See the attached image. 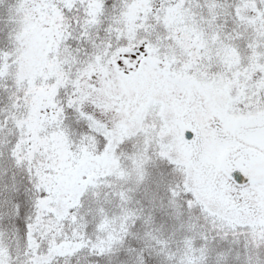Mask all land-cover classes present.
<instances>
[{
    "label": "snow or ice",
    "instance_id": "1",
    "mask_svg": "<svg viewBox=\"0 0 264 264\" xmlns=\"http://www.w3.org/2000/svg\"><path fill=\"white\" fill-rule=\"evenodd\" d=\"M0 264H264V0H0Z\"/></svg>",
    "mask_w": 264,
    "mask_h": 264
}]
</instances>
